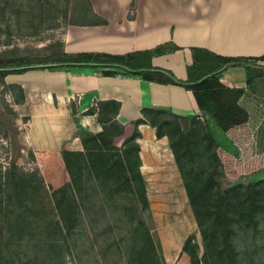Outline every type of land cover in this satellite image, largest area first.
<instances>
[{"label":"trees","instance_id":"16d2710c","mask_svg":"<svg viewBox=\"0 0 264 264\" xmlns=\"http://www.w3.org/2000/svg\"><path fill=\"white\" fill-rule=\"evenodd\" d=\"M76 1L78 12H75L79 17L94 15L90 0H85L84 6ZM53 23L51 27L61 26L57 18ZM69 23L74 22L65 23L64 27ZM100 23L105 21L101 19ZM49 38L44 35L39 39ZM50 45L55 48L53 52L36 58L0 57V97L9 73L84 66L98 68L105 76H139L147 81L181 85L192 91L199 113L183 116L170 110L144 107L142 117L131 122L133 133L119 145L115 140L126 129L117 118L121 103L98 101L86 113L97 114L101 129L79 131L83 151L62 152L70 180L53 192L46 186L38 166L27 168L17 159L7 166L0 162V264H69L67 257L76 245L77 232L85 231L84 223L105 219L99 218L104 207L95 198L99 193L109 199L115 225L124 232L117 242H125L126 235H131L124 243L127 249L122 250L126 263L167 264L159 236L153 223L148 222V214L152 217V213L138 142L139 125L143 123L155 128L157 138L169 139L197 232L202 236L200 245L196 232L190 233L181 253L189 255L191 264H264V244L257 241L258 236L264 238V181L257 183L252 196L242 185H225L217 152L222 145L221 134L251 118L250 110L243 104L248 89L225 84L222 81L225 72L231 67H244L246 84L250 87L256 79L264 77V53L233 57L192 47L187 78L181 79L171 70L152 64L155 55L176 51L177 45L165 44L126 54H70L62 40ZM70 106L76 114V104L71 102ZM7 109L19 117L12 106L6 104ZM2 110L0 105V115ZM3 118L0 116V120ZM26 141L21 148H26ZM29 155L36 160L32 148ZM122 195L130 201L128 204L118 202ZM44 219H49V223L43 229L38 220ZM241 231H251L255 241L243 242L241 247L238 239ZM110 238L111 235L104 238L106 246L100 252L115 245V237ZM120 246L117 248L121 253Z\"/></svg>","mask_w":264,"mask_h":264},{"label":"crops","instance_id":"0c3cea01","mask_svg":"<svg viewBox=\"0 0 264 264\" xmlns=\"http://www.w3.org/2000/svg\"><path fill=\"white\" fill-rule=\"evenodd\" d=\"M90 5L94 15L69 23L62 33L67 53L126 54L165 44L177 45L176 51L155 55L152 64L171 70L181 79L187 78L192 47L233 57L264 53V0H90ZM101 19L105 23L101 24ZM6 81L18 87L16 105L28 123L26 140L50 189L70 180L62 152L84 150L79 131L101 129L97 114L86 113L98 101L121 103L117 118L126 126L121 136L124 138L133 133L131 122L142 117L144 107L183 116L199 113L192 91L181 85L147 81L139 76H105L95 67L33 69L9 74ZM222 81L230 87H244L246 83L245 78L232 81L225 75ZM71 102L76 104V114ZM139 130L141 171L149 197L148 180L158 184L164 166L171 162L173 170L178 175L180 172L167 137L157 138L155 128L147 123L140 124ZM159 143H165L166 153ZM164 155L170 159L167 165ZM186 236L168 257L159 235L167 263H175L178 258L179 264L183 260L190 264L189 256L181 253Z\"/></svg>","mask_w":264,"mask_h":264},{"label":"rangeland","instance_id":"374dc122","mask_svg":"<svg viewBox=\"0 0 264 264\" xmlns=\"http://www.w3.org/2000/svg\"><path fill=\"white\" fill-rule=\"evenodd\" d=\"M78 1L80 5H85V0ZM76 5V0H0V57L27 56L36 58L53 52L55 48L50 43L61 40L63 29L66 27H64L65 23L84 21L88 18V16L83 17L86 19L79 17L77 13L78 8L75 7ZM56 18L61 26L51 27L54 26L53 21ZM48 28L49 30H47ZM35 30H38V32H34ZM44 35L51 38L39 39ZM262 64L264 63L262 62ZM228 71L229 73L227 72L225 76L232 81L246 78L244 67L235 66L229 68ZM14 73L16 72L9 74ZM244 87L248 90L243 97V104L250 110L251 118L245 124L236 126L226 133L221 134L222 145L217 149V152L224 170L223 183L228 186L242 185L246 187L249 195L252 196L257 183L264 181V77L256 79L250 87H247L245 83ZM17 93V85L6 81L4 91L0 97L1 108L3 110L5 109V111L2 110L1 114L3 115H0L4 116L0 120V162L4 166H7L12 159H17L19 164L27 168L38 166L45 179L46 186L50 192H53L55 189L49 188L46 177L37 159L30 158L29 149L31 147L26 141L28 123L19 114L20 111L16 105ZM6 104L16 110L17 114H19L18 118L12 112H9L8 109V111L6 110ZM4 112L6 113L4 114ZM16 126H18V129ZM123 139L124 137L117 139V144L120 145ZM25 141L27 143L26 148H21ZM167 143L169 147L168 138ZM159 144L162 145V143ZM162 146V148H165L166 153L167 147H165V143ZM163 161L167 165L166 163L170 159L164 155ZM169 164L170 166H164L165 170L160 173L161 175L157 181L158 184L155 181L152 183L151 180H148L150 188L149 200L152 206L151 213L153 217L152 219L151 215L148 214V222L149 224L153 223L152 227L158 236L161 234L167 247L168 257L176 251L177 245L185 235L188 236L194 231L196 232L197 241L202 245V236L197 232V224L188 202L183 182L181 181V175H178L177 170H173L171 162ZM151 178H155V176H151ZM174 181L181 185V192L185 201L184 204L188 208L187 211L192 223L190 228L183 229L182 227L184 226H182V223L179 225L177 218L173 220V218L169 217V214L172 213V201L175 199L174 194L176 188H174ZM155 184L156 187L154 186ZM95 198L104 205L103 212L99 215V218L105 219L93 224L90 221L84 223L85 231L80 230L77 232L76 245L67 257L69 264H127V257L122 250L125 251L127 249L124 243L129 240L128 238L131 235H126L125 242H117L120 233L122 234L124 232H121L115 225L112 209L109 207V199L102 193L97 194ZM119 199V203L128 204L130 202L123 195ZM167 204L170 206L168 207ZM169 209L170 211H168ZM176 216L178 217L175 214ZM168 219L172 220L169 221ZM38 223L44 229L45 226H48L49 219H44L43 221L38 220ZM97 224L99 228H96ZM111 226L113 228H110ZM175 231H178L176 232L177 237H175ZM108 235H111L112 238L115 237V245L107 250H103L104 253H102L100 250L106 246L104 243L106 240L104 238ZM112 238L110 239L113 240ZM238 239L241 242V247H243V242L253 243L255 241L251 231H241ZM257 241L259 245L264 244V238L261 236L257 237ZM106 243L108 245V242ZM120 244L121 253L117 248ZM116 253H118V256ZM163 254L167 262L164 249ZM178 261L180 259L177 258L175 263L168 261L167 264H179ZM180 264H188V262L183 260Z\"/></svg>","mask_w":264,"mask_h":264},{"label":"bare ground","instance_id":"6f19581e","mask_svg":"<svg viewBox=\"0 0 264 264\" xmlns=\"http://www.w3.org/2000/svg\"><path fill=\"white\" fill-rule=\"evenodd\" d=\"M170 178V177H169ZM173 178H175V177H173ZM174 188H176V190H175V199H174V201H172L173 203V206H171V208H172V213H170L169 214V217H171V218H173V220H175V218H177L179 221H178V223H179V225H180V223H182V226H184V227H182L183 229L184 228H190L191 227V225H192V223H191V219H190V215H189V213H188V211H187V207H186V205L184 204L185 203V201H184V198H183V196H182V192H181V185H179L178 184V182H176V181H174ZM169 204V203H168ZM167 204V206L169 207L170 205H168ZM165 205V204H164ZM168 211H170V209L168 210ZM169 213V212H168ZM175 214L176 215H178V217L176 216L175 217ZM168 217V218H169ZM169 221H171L172 219H168ZM164 223V222H163ZM176 223V222H175ZM174 223V224H175ZM174 227V226H173ZM166 228H167V226H166ZM176 232H178V231H175V237H177V234H176ZM171 233V232H170ZM168 239V238H167ZM170 239V238H169ZM174 245H175V243H174ZM169 252V251H168ZM172 255V254H171Z\"/></svg>","mask_w":264,"mask_h":264}]
</instances>
